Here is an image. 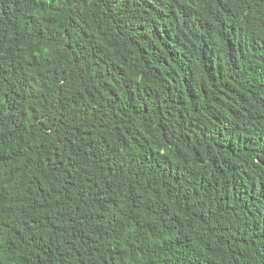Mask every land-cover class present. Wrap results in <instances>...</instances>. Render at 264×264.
I'll return each mask as SVG.
<instances>
[{
    "label": "trees",
    "instance_id": "obj_1",
    "mask_svg": "<svg viewBox=\"0 0 264 264\" xmlns=\"http://www.w3.org/2000/svg\"><path fill=\"white\" fill-rule=\"evenodd\" d=\"M0 264H264V0H0Z\"/></svg>",
    "mask_w": 264,
    "mask_h": 264
}]
</instances>
